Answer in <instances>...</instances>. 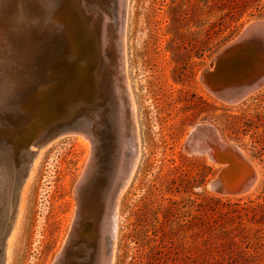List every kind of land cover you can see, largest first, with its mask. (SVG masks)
Masks as SVG:
<instances>
[{"label": "rangeland", "instance_id": "rangeland-1", "mask_svg": "<svg viewBox=\"0 0 264 264\" xmlns=\"http://www.w3.org/2000/svg\"><path fill=\"white\" fill-rule=\"evenodd\" d=\"M38 2L47 17L36 22V30L52 37L44 45L36 41L18 44L37 51L41 48L44 53L30 72H25V65L16 69L18 61L7 47L0 50V88L5 80L9 88L0 90L4 92L0 93V123L15 119L20 123L18 129L37 132L57 123L68 124L73 118H87L102 103L93 89L95 73L106 82L105 95L99 100L115 110L118 93L114 79L119 77L116 44L111 41L115 34L109 27L106 46L98 38L106 27L95 10L96 1L68 0L70 14L62 9V15L54 0ZM85 2L90 11L86 23L82 17ZM62 20L67 24L65 31ZM254 21H264V0L128 1L127 76L136 105L140 155L120 197L112 264H207L206 223L228 211L230 205L264 202V86L230 105L218 100L201 79L214 56ZM86 27L91 28V40L85 38ZM4 28L1 21V43ZM64 32L67 40L61 38ZM89 49H98L100 57H105L96 60V52L92 53L94 72L82 79L79 65ZM260 59L264 65V56ZM86 80L92 93L80 90L79 83ZM35 83L58 87V92L64 88L66 94H49L43 99L38 86L25 87ZM25 99L27 108L19 104ZM11 102L20 113L12 110ZM199 126L212 128L220 149L219 143L235 146V157L250 164L257 180L249 191L222 195L211 189L210 183L229 163L210 154L189 152L186 143ZM74 135H64L42 148L7 264H55L62 254L76 216L75 191L91 159L90 149L88 164L85 162L86 148ZM234 167L233 173L241 177L242 167Z\"/></svg>", "mask_w": 264, "mask_h": 264}, {"label": "bare ground", "instance_id": "bare-ground-1", "mask_svg": "<svg viewBox=\"0 0 264 264\" xmlns=\"http://www.w3.org/2000/svg\"><path fill=\"white\" fill-rule=\"evenodd\" d=\"M54 1L60 7V14L63 12L62 9L69 13L67 11L68 0ZM128 1L119 0L120 13L123 10L122 24L120 26L116 24L117 19L114 12L116 11V5L113 2L109 3L108 0L95 2V5L99 7L95 10L99 11V13L101 11H112L114 13L112 15L113 18L105 15L104 26H110L109 22L116 26L115 30L112 27L113 33L115 31V36L111 40L114 44H117L119 49L116 60L119 77L114 79L117 84L118 93V100L113 98L116 104H118L117 106L115 105V110L114 107H109L108 104L99 100L102 103H100V107L96 104L97 108L93 114L88 113L87 118L84 117L77 121L80 127L79 130L66 132L47 142L41 137H31L23 130L17 133H9L10 135L7 138H0V260L4 257L5 264L8 261L11 245L14 243V239H16L15 236L19 229V218L27 201L28 185H30L29 183L35 174L36 166L42 155V148L50 145L57 138L69 134H77L74 136H78L80 142L85 146L87 151L85 162L87 164L91 149V159L85 172H83L79 186L76 188L77 210L75 220L62 254L55 264H82L77 259L81 257L79 251H82L81 248L86 243L91 247L90 257H88L89 264H112L114 262L119 201L133 176L140 155L136 105L127 76L126 21ZM73 7L75 8V6ZM46 13L38 0H0V22L3 21L5 23V28L1 32L2 41L4 39L5 41L3 43L0 42V50L3 51L8 48L7 50L13 52L15 61H18L16 69L21 68V65H25L26 67L28 66L25 72H30L32 66L36 63L35 61L38 60L39 56L44 54L40 50L41 48L37 51L36 47L34 50L30 46L23 48L24 44L22 46L18 44L36 41L44 45L46 39L49 40L50 36L39 35L36 30L38 26L36 22L46 19L47 16H44ZM94 16L96 18L95 14ZM61 26L65 31L67 24L64 26L63 20L61 21ZM109 31L111 32V29ZM107 36L108 34L106 33L102 41L104 44L106 43L105 46L109 42L106 39ZM61 38L67 40L65 32L64 37L62 36ZM102 56L105 57L104 55ZM39 84L35 83L30 87L25 85V87L36 88L38 86L37 88L41 89L44 93V96H42L44 99L52 88L44 87L45 85L42 87ZM7 86L8 81L5 80L4 88L2 87L0 90L5 89ZM2 92L0 91V93ZM1 101L0 99V103ZM22 103L26 107L28 100L25 99L23 102H19V104ZM11 105L12 110L19 111L15 102H11ZM196 129L191 136L196 134ZM212 133V137L214 138V131ZM219 145L221 148H228L235 153V149L233 150L235 146L230 145L231 147H229L220 143ZM34 147H37V149H34ZM20 150L22 153H20ZM207 150V152L210 151L209 148ZM211 157L215 158L212 155ZM238 175L240 176V174ZM252 175L253 177H250L249 180L254 184L257 176L256 174Z\"/></svg>", "mask_w": 264, "mask_h": 264}, {"label": "water", "instance_id": "water-1", "mask_svg": "<svg viewBox=\"0 0 264 264\" xmlns=\"http://www.w3.org/2000/svg\"><path fill=\"white\" fill-rule=\"evenodd\" d=\"M108 2H113L116 5V11H114L116 13L115 18L117 19L116 24L117 26H120L122 24L123 10L120 13L119 0H108ZM84 5L82 17H84L83 22L86 23L85 18L89 19L88 13H90V11L86 2ZM111 5L113 6V4ZM113 14L114 13H112V11H101V25L103 26L105 24V15L113 18ZM74 21L75 18L73 17V22ZM86 26H88V24H86ZM109 27L111 28L113 26H107L105 32L101 30V33H99L98 38L102 41L104 40L103 38H105V34L107 33V29H109ZM115 27L116 26H114V29H116ZM72 31L73 35L77 32L76 28H73ZM84 31L85 38L87 40L93 39V37L90 38V35H92L90 34L92 33L90 27H86ZM118 51L119 49L116 44L117 55ZM94 52H96V60H98V58L103 59L102 56L100 57V54L97 53L99 52L98 49H89L86 51L87 56L81 58L82 62L79 65V72L82 79L86 78L84 77L86 76V73L90 75L94 72L95 68L94 66L91 67L92 64H90L92 59L91 55ZM261 56H264V21H254L248 24L236 38L226 44L214 56L208 66L201 72L202 82L208 91L214 94V96L221 102L230 105L238 104L264 86V65L261 64ZM94 79H96V86L94 85L93 89L98 94L97 99L99 101L100 98L102 99L103 94H105V84L103 83L104 77L99 73H95ZM83 83V81L79 83V86L81 87L80 90H88V92H91L92 86L87 84V80L84 84ZM58 91V87L52 88L46 96H49V94L54 95V93H63V96H65L66 92L64 91V88L61 89L62 92ZM25 108H27V106ZM18 112L20 113V111ZM78 120L79 119L73 118L69 120L68 124L57 123L54 126L41 129L37 132H31L29 129L22 130L31 137H41L47 142L58 135L72 130H79L80 127L77 122ZM19 124V121L15 119H7L3 123H0V138H7L10 135L9 133L12 134L22 131L17 127ZM213 131L214 130L210 127H198L196 129V134L187 141L186 148L193 154H210L224 163H229V166L210 183L212 190L222 195H235L247 192L253 186L249 180V175L253 172L250 164L237 159L230 149H220L217 142L212 137ZM34 148L37 149V147ZM208 148L210 149L209 152H207ZM234 165H240L242 167L243 171L241 177H237L233 173V168H235ZM81 250L82 251H79L81 257H78L77 260H80L79 262L82 264H89L88 257H90V245L86 243ZM0 264H5L4 257L1 258Z\"/></svg>", "mask_w": 264, "mask_h": 264}, {"label": "trees", "instance_id": "trees-1", "mask_svg": "<svg viewBox=\"0 0 264 264\" xmlns=\"http://www.w3.org/2000/svg\"><path fill=\"white\" fill-rule=\"evenodd\" d=\"M205 230L207 264H264V202L230 205Z\"/></svg>", "mask_w": 264, "mask_h": 264}]
</instances>
